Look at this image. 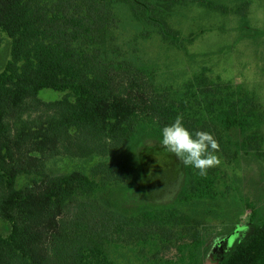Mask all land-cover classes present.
<instances>
[{
    "label": "trees",
    "instance_id": "obj_1",
    "mask_svg": "<svg viewBox=\"0 0 264 264\" xmlns=\"http://www.w3.org/2000/svg\"><path fill=\"white\" fill-rule=\"evenodd\" d=\"M110 3L126 5L134 18L178 41L180 33L168 17L179 0H0V45L3 34L11 39V58L0 73V218L11 231L0 234V264H115L106 250L111 234L140 236L139 244L152 246L155 239L142 231L152 224L169 227V233L184 230L182 238L188 240L178 247L180 256L183 252L179 264H197L204 242L199 228L179 218L174 207L145 210L140 218L112 213L90 199L103 188L101 182L77 170L54 176L42 171L23 188L17 179L43 170L47 159L62 153L116 154L144 134L162 138L163 127L178 115L193 134L207 131L219 143L218 126L238 127L244 152L262 149L258 105L247 94L227 86L210 87L202 96L171 94L157 88L152 69L109 63L107 32L116 19ZM203 72L194 80L207 86ZM43 89L66 96L44 101L39 97ZM121 168L129 171L124 164ZM212 171L200 176L185 166L187 181L178 202L225 195ZM243 232L217 264L258 263L264 224Z\"/></svg>",
    "mask_w": 264,
    "mask_h": 264
},
{
    "label": "rangeland",
    "instance_id": "obj_2",
    "mask_svg": "<svg viewBox=\"0 0 264 264\" xmlns=\"http://www.w3.org/2000/svg\"><path fill=\"white\" fill-rule=\"evenodd\" d=\"M110 4L117 21L108 26L109 63L124 61L148 67L154 71L157 88L171 94L191 91L202 96L210 87L223 86L235 94H247L258 105L261 151L244 152L239 128L218 126L222 139L215 154L220 163L212 168V176L225 195L188 203L177 200L187 181L185 165L153 134L126 143L116 154L78 157L62 153L50 157L43 170L20 175L16 185H32L42 171L54 176L77 170L101 182L103 188L90 199H97L112 213L140 218L145 210L174 207L179 218L199 229L200 224L207 229L212 221L229 219L225 223L229 231H216L198 251L197 264H217L245 236L241 228L264 224V0H179L168 17L170 26L180 33L178 41L165 39L156 25L134 18L126 5ZM10 50L11 39L3 34L0 73L11 58ZM202 71L207 86L194 80ZM65 96V92L52 89L39 92L44 101ZM28 115L33 117L36 112ZM121 164L129 171L118 170ZM179 228L169 233V227L146 226L142 231L155 239L152 246L139 244L140 236L133 239L112 233L106 250L115 264H179L183 252L180 256L178 247L188 240L182 238L185 232ZM10 231L9 222L0 218V234L6 236Z\"/></svg>",
    "mask_w": 264,
    "mask_h": 264
},
{
    "label": "clouds",
    "instance_id": "obj_3",
    "mask_svg": "<svg viewBox=\"0 0 264 264\" xmlns=\"http://www.w3.org/2000/svg\"><path fill=\"white\" fill-rule=\"evenodd\" d=\"M161 145L185 166L197 169L200 176H206L210 168L220 163L215 154L220 145L213 134L203 130L193 134L184 126L182 115H178L172 124L163 127Z\"/></svg>",
    "mask_w": 264,
    "mask_h": 264
},
{
    "label": "crops",
    "instance_id": "obj_4",
    "mask_svg": "<svg viewBox=\"0 0 264 264\" xmlns=\"http://www.w3.org/2000/svg\"><path fill=\"white\" fill-rule=\"evenodd\" d=\"M228 220L229 219H227L225 222L224 221H212V224L210 226H208L207 229H204V226L200 224L199 225L200 226L199 233H200V235L202 237V240L203 241L206 240L209 236L213 235V233L215 235V232L218 231V230L229 231L230 226L225 224ZM254 224H256V223H254ZM246 225H248L246 227L252 226V225H249V224H246ZM184 226H193V225H184ZM246 227H243V228H246ZM243 228H241V231H242ZM241 233L246 235V233L243 232V231ZM257 264H264V254L262 255L261 259L258 261Z\"/></svg>",
    "mask_w": 264,
    "mask_h": 264
}]
</instances>
